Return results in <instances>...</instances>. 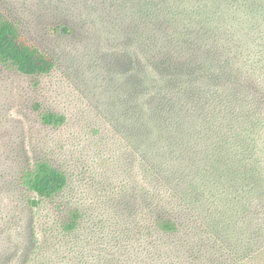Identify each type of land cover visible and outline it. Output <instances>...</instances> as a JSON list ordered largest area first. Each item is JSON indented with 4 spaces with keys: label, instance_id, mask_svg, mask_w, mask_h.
I'll return each instance as SVG.
<instances>
[{
    "label": "trees",
    "instance_id": "1",
    "mask_svg": "<svg viewBox=\"0 0 264 264\" xmlns=\"http://www.w3.org/2000/svg\"><path fill=\"white\" fill-rule=\"evenodd\" d=\"M107 1V13L123 22L121 76L131 85L122 100L137 107L129 110L134 133L125 129L122 141L155 182L141 218L157 235H183L216 258L185 263L159 249L160 263L264 264L258 228L245 226L264 201V0ZM0 63L36 76L53 71L56 58L1 18ZM42 120L57 126L66 117L45 111ZM178 157L188 163L176 165ZM67 183L46 161L26 178L47 199ZM69 215L72 230L82 215Z\"/></svg>",
    "mask_w": 264,
    "mask_h": 264
},
{
    "label": "rangeland",
    "instance_id": "2",
    "mask_svg": "<svg viewBox=\"0 0 264 264\" xmlns=\"http://www.w3.org/2000/svg\"><path fill=\"white\" fill-rule=\"evenodd\" d=\"M109 6L107 0H0V19L15 21L56 58L53 71L36 76L0 63V264H159V249L185 263L194 255L203 263L216 259L183 235H157L149 217L141 218L155 182L122 141L125 129L134 133L129 110L137 107L122 100L131 85L121 76L123 22L115 23ZM62 27L70 32L53 30ZM45 111L66 121L45 124ZM40 161L68 179L52 199L26 185ZM75 210L82 218L69 230ZM249 221L245 226L258 228L264 242V201Z\"/></svg>",
    "mask_w": 264,
    "mask_h": 264
}]
</instances>
